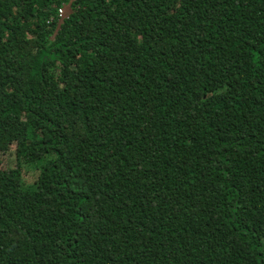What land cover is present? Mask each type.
Returning <instances> with one entry per match:
<instances>
[{
	"label": "trees",
	"instance_id": "16d2710c",
	"mask_svg": "<svg viewBox=\"0 0 264 264\" xmlns=\"http://www.w3.org/2000/svg\"><path fill=\"white\" fill-rule=\"evenodd\" d=\"M0 264H264V0H0Z\"/></svg>",
	"mask_w": 264,
	"mask_h": 264
},
{
	"label": "built area",
	"instance_id": "2783aa9c",
	"mask_svg": "<svg viewBox=\"0 0 264 264\" xmlns=\"http://www.w3.org/2000/svg\"><path fill=\"white\" fill-rule=\"evenodd\" d=\"M70 6L69 5H63L58 9L59 12V21L62 23L65 19H67L71 13L69 11Z\"/></svg>",
	"mask_w": 264,
	"mask_h": 264
},
{
	"label": "rangeland",
	"instance_id": "374dc122",
	"mask_svg": "<svg viewBox=\"0 0 264 264\" xmlns=\"http://www.w3.org/2000/svg\"><path fill=\"white\" fill-rule=\"evenodd\" d=\"M69 11H70V9H69ZM8 148L7 147H4V150H7ZM11 155V154H10ZM9 152L7 153V152H5L4 154H3V157H2V159L4 160V163L6 164L7 162L9 163L10 161H12L13 160V158H9ZM7 163V164H8Z\"/></svg>",
	"mask_w": 264,
	"mask_h": 264
},
{
	"label": "clouds",
	"instance_id": "9594fccd",
	"mask_svg": "<svg viewBox=\"0 0 264 264\" xmlns=\"http://www.w3.org/2000/svg\"><path fill=\"white\" fill-rule=\"evenodd\" d=\"M70 11H71V9H70Z\"/></svg>",
	"mask_w": 264,
	"mask_h": 264
}]
</instances>
